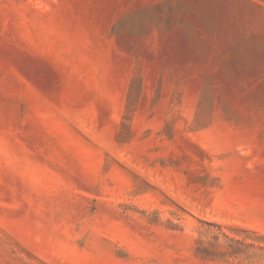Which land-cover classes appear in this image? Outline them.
Instances as JSON below:
<instances>
[{
	"label": "rangeland",
	"instance_id": "1",
	"mask_svg": "<svg viewBox=\"0 0 264 264\" xmlns=\"http://www.w3.org/2000/svg\"><path fill=\"white\" fill-rule=\"evenodd\" d=\"M0 264H264V0H0Z\"/></svg>",
	"mask_w": 264,
	"mask_h": 264
}]
</instances>
